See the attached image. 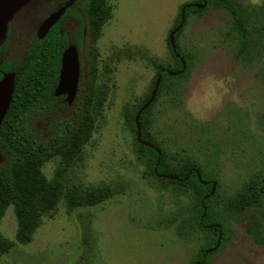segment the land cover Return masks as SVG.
I'll use <instances>...</instances> for the list:
<instances>
[{
    "label": "rangeland",
    "instance_id": "rangeland-1",
    "mask_svg": "<svg viewBox=\"0 0 264 264\" xmlns=\"http://www.w3.org/2000/svg\"><path fill=\"white\" fill-rule=\"evenodd\" d=\"M231 1L247 19L242 50L231 14L214 0H106L111 17L93 40L86 33L103 88L95 130L74 161L42 168L66 193L30 241L16 240L14 208L4 209L0 232L13 245L0 264H189L202 248L203 264H264V192L257 205L232 206L247 181L264 176V0ZM66 3L0 0V39L8 22L23 39L3 61L21 60L28 38ZM184 3L195 8L182 21ZM10 93L5 75L0 115ZM136 142L157 146L169 167L192 161L217 179L211 213L225 228L217 241L196 225L188 191L149 173ZM6 157L0 151V163ZM95 191L107 198L75 207Z\"/></svg>",
    "mask_w": 264,
    "mask_h": 264
},
{
    "label": "trees",
    "instance_id": "trees-1",
    "mask_svg": "<svg viewBox=\"0 0 264 264\" xmlns=\"http://www.w3.org/2000/svg\"><path fill=\"white\" fill-rule=\"evenodd\" d=\"M199 1L208 3L209 0ZM214 1L231 14L242 50L248 35L247 19L231 0ZM190 4L180 6L185 15L195 8ZM75 5L77 8L68 25L65 18L71 12L66 4L61 19L28 42L21 60L0 61V80L8 75L11 86L0 120V151L7 155L6 161L0 163V217L7 206H13L18 223L16 240L21 243L31 240L41 215L54 209L59 198L66 193L60 181L46 178L42 168L53 159L59 164H67L79 156L95 130L94 111L102 100L103 88L96 82L97 53L87 35L92 33V40L97 36L104 21L111 17L110 7L106 0H75ZM75 28L79 31L72 39ZM88 41L89 45L86 44ZM69 45L76 46L79 59L78 87L71 103L65 94H54L61 55ZM170 49L174 54L178 50L177 47L176 50ZM177 60L180 62L178 57ZM141 138L143 142H149L144 132ZM136 144L150 158V174L173 181L188 191L196 225L211 232L217 241L225 230L223 221L211 213L217 179L206 176L202 167L192 161L169 167L157 146ZM263 192L264 176L251 178L237 192L232 206L242 210L257 205ZM105 198L103 192L95 191L89 194V200L82 198L73 204L75 207L92 206ZM12 245L13 242L0 232V253L8 251ZM208 254L205 248L200 249L189 264H203Z\"/></svg>",
    "mask_w": 264,
    "mask_h": 264
},
{
    "label": "water",
    "instance_id": "water-1",
    "mask_svg": "<svg viewBox=\"0 0 264 264\" xmlns=\"http://www.w3.org/2000/svg\"><path fill=\"white\" fill-rule=\"evenodd\" d=\"M61 11H56L49 15L43 22L41 29L46 32L60 17ZM184 8H182L181 17L184 19ZM181 21V22H182ZM79 81V59L75 45H69L61 55L60 72L58 82L54 91L56 96L65 94L66 100L71 103L75 97ZM2 115H0L1 120Z\"/></svg>",
    "mask_w": 264,
    "mask_h": 264
},
{
    "label": "flooded vegetation",
    "instance_id": "flooded-vegetation-1",
    "mask_svg": "<svg viewBox=\"0 0 264 264\" xmlns=\"http://www.w3.org/2000/svg\"><path fill=\"white\" fill-rule=\"evenodd\" d=\"M60 2H62L63 0H57ZM69 6V11L71 12L70 14L68 13V16H66L65 18V23L69 22V19H71L72 16V12L74 11V9H76V5H75V0H66ZM74 3L73 7H71V4ZM71 7V8H70ZM58 10H55L54 12H56ZM66 12V11H65ZM48 17V16H47ZM60 17H62V13L60 15ZM58 18L57 21H59L61 18ZM40 28V27H39ZM39 32H42L41 29L38 30ZM4 36L2 39H0V61L3 60L4 56L6 55V48L8 47V45L10 44L11 41L16 40V38H19L20 40H23L21 35L15 30L13 24L11 22H8V24L5 26L4 30ZM31 41L34 40L35 38H28Z\"/></svg>",
    "mask_w": 264,
    "mask_h": 264
},
{
    "label": "clouds",
    "instance_id": "clouds-1",
    "mask_svg": "<svg viewBox=\"0 0 264 264\" xmlns=\"http://www.w3.org/2000/svg\"><path fill=\"white\" fill-rule=\"evenodd\" d=\"M220 86L221 87H224L223 81L220 82Z\"/></svg>",
    "mask_w": 264,
    "mask_h": 264
}]
</instances>
